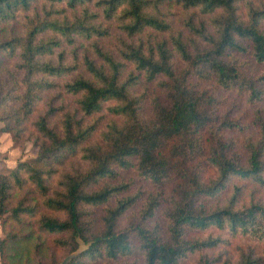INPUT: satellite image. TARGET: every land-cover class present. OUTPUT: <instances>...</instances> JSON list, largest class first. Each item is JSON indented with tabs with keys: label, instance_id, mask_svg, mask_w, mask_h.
Masks as SVG:
<instances>
[{
	"label": "trees",
	"instance_id": "trees-1",
	"mask_svg": "<svg viewBox=\"0 0 264 264\" xmlns=\"http://www.w3.org/2000/svg\"><path fill=\"white\" fill-rule=\"evenodd\" d=\"M251 61L264 0H0L2 131L37 148L0 173V264L80 244L68 264H178L227 243L215 231L263 240L264 109L241 149L211 89L264 101ZM129 169L152 192L119 181ZM253 253L237 264H264Z\"/></svg>",
	"mask_w": 264,
	"mask_h": 264
},
{
	"label": "rangeland",
	"instance_id": "rangeland-1",
	"mask_svg": "<svg viewBox=\"0 0 264 264\" xmlns=\"http://www.w3.org/2000/svg\"><path fill=\"white\" fill-rule=\"evenodd\" d=\"M243 61H249V56L244 55L241 57ZM252 75L259 76L264 74V64H254L252 61L250 65L246 64ZM211 84L208 85L210 88ZM214 91V95L217 98L218 107L223 111H231V114L238 118L241 130L233 132L234 136L239 144V147L243 149L245 141L249 140L251 137L253 139L257 137L256 128L253 125V116L256 109H264V101H256L254 103H249L246 97L240 95L236 92L223 90L219 87L211 86ZM141 93L142 90H136ZM3 123L0 121V173H7L9 170L13 169L18 161H25L32 159L36 156L37 148L32 145L30 141L20 140L18 142L12 140L9 133L2 131ZM119 181H126L133 183V192L138 189L146 191L148 193L152 192L151 185L147 181L143 180L137 175L134 169L121 170L119 172ZM145 194H148L146 193ZM104 207L101 206L96 209L97 212L103 211ZM126 218L122 220V225L125 224ZM208 231L198 234L205 236ZM215 234L219 233L221 236L227 240V243H223L217 248L206 250L203 252L191 253L186 258L180 260L178 264H198L201 256H206L212 260L213 264H237L243 252L251 248L253 250L254 257H264V239L261 241L249 240L247 241L243 237H232L226 231L220 232L215 231ZM2 235L0 226V236ZM85 248L84 244H80L78 250L72 252L77 255L81 250ZM136 259L138 264L142 262V255L137 253L129 258H119L114 261H102L100 264H120L125 260Z\"/></svg>",
	"mask_w": 264,
	"mask_h": 264
},
{
	"label": "water",
	"instance_id": "water-1",
	"mask_svg": "<svg viewBox=\"0 0 264 264\" xmlns=\"http://www.w3.org/2000/svg\"><path fill=\"white\" fill-rule=\"evenodd\" d=\"M75 256L74 253L67 255L59 264H68V262Z\"/></svg>",
	"mask_w": 264,
	"mask_h": 264
}]
</instances>
